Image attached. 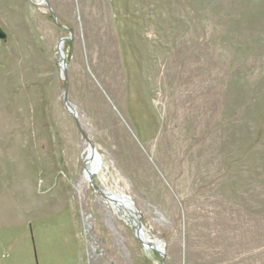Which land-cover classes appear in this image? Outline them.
<instances>
[{
  "label": "rangeland",
  "instance_id": "1",
  "mask_svg": "<svg viewBox=\"0 0 264 264\" xmlns=\"http://www.w3.org/2000/svg\"><path fill=\"white\" fill-rule=\"evenodd\" d=\"M0 25V264H264V0H0Z\"/></svg>",
  "mask_w": 264,
  "mask_h": 264
},
{
  "label": "water",
  "instance_id": "2",
  "mask_svg": "<svg viewBox=\"0 0 264 264\" xmlns=\"http://www.w3.org/2000/svg\"><path fill=\"white\" fill-rule=\"evenodd\" d=\"M8 39H9L8 33L0 25V41L8 42ZM67 40H69V39L68 38H63L61 40L60 44H59V53L61 54L62 59H64V54H63L62 46L65 43V41H67ZM90 149H91V151L94 154L97 153L96 149L94 148V146L92 144H90ZM126 199L130 200L129 197H127ZM128 220L130 221L131 225L135 228L137 237L138 238H141V235L142 234L144 235L145 233H144V226H143V224H142V222L140 220V217L138 215V212L136 210H134L133 217H131V218L128 217ZM141 241H142V243H144L143 240H141ZM149 241H150L149 244H145V243L144 244L147 245L148 247H152L153 249L157 250L158 252L161 253V255H164V250L162 249V247L159 245L158 242L152 241V240H149Z\"/></svg>",
  "mask_w": 264,
  "mask_h": 264
},
{
  "label": "bare ground",
  "instance_id": "3",
  "mask_svg": "<svg viewBox=\"0 0 264 264\" xmlns=\"http://www.w3.org/2000/svg\"><path fill=\"white\" fill-rule=\"evenodd\" d=\"M91 151V149L88 150V155H87V162H86V166H85V172H84V176L85 178H90L93 177V174H95L98 171V166L100 168V165L98 164V162L96 163L94 155H96V157L98 158L97 153L94 154ZM98 164V166H97ZM119 200L117 201L118 206L120 207V209L123 211V213L129 217L128 211L129 208L132 212V214L134 215V208L130 207L129 204H127V202H125V199L123 198H118ZM140 240H143L145 244H149V239L146 238L145 235H141V238H139Z\"/></svg>",
  "mask_w": 264,
  "mask_h": 264
}]
</instances>
